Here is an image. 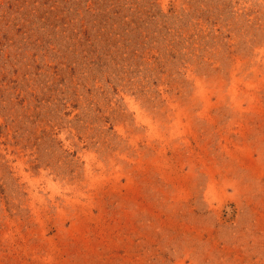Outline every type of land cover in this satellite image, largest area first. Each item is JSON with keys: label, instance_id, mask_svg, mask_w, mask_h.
<instances>
[{"label": "rangeland", "instance_id": "1", "mask_svg": "<svg viewBox=\"0 0 264 264\" xmlns=\"http://www.w3.org/2000/svg\"><path fill=\"white\" fill-rule=\"evenodd\" d=\"M0 264H264V0H0Z\"/></svg>", "mask_w": 264, "mask_h": 264}]
</instances>
